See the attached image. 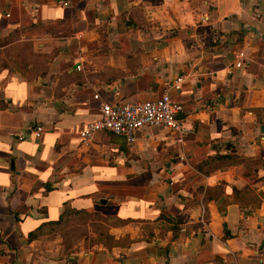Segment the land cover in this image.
<instances>
[{
    "label": "crops",
    "instance_id": "1",
    "mask_svg": "<svg viewBox=\"0 0 264 264\" xmlns=\"http://www.w3.org/2000/svg\"><path fill=\"white\" fill-rule=\"evenodd\" d=\"M179 76L182 143L68 132ZM71 214L112 243L40 235ZM0 264H264V0H0Z\"/></svg>",
    "mask_w": 264,
    "mask_h": 264
},
{
    "label": "built area",
    "instance_id": "2",
    "mask_svg": "<svg viewBox=\"0 0 264 264\" xmlns=\"http://www.w3.org/2000/svg\"><path fill=\"white\" fill-rule=\"evenodd\" d=\"M243 52L238 51L234 54L235 68L243 65ZM79 70L80 66L77 65ZM182 77H177L173 82L166 83L161 95L153 100L137 101V102H121L110 104L101 102L99 105L98 118L87 122L81 127L74 129L68 127V132H74L81 145L90 144L94 133L105 130L113 134L124 137L126 143L132 146L135 141V132L143 126H160L176 133L178 143H182L183 139L190 133V129L184 127L176 117L181 110V106L170 100L167 90L170 88L177 89ZM97 99L98 95H93ZM42 127L37 125L33 129V137L40 135Z\"/></svg>",
    "mask_w": 264,
    "mask_h": 264
},
{
    "label": "rangeland",
    "instance_id": "3",
    "mask_svg": "<svg viewBox=\"0 0 264 264\" xmlns=\"http://www.w3.org/2000/svg\"><path fill=\"white\" fill-rule=\"evenodd\" d=\"M110 223L91 215L71 214L60 224L46 228L41 236H53L61 246L62 253H68L73 247L94 248L100 244L109 246L112 239L108 234Z\"/></svg>",
    "mask_w": 264,
    "mask_h": 264
},
{
    "label": "trees",
    "instance_id": "4",
    "mask_svg": "<svg viewBox=\"0 0 264 264\" xmlns=\"http://www.w3.org/2000/svg\"><path fill=\"white\" fill-rule=\"evenodd\" d=\"M60 223V221H57V222H55V223H53V224H59Z\"/></svg>",
    "mask_w": 264,
    "mask_h": 264
}]
</instances>
